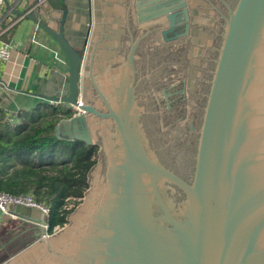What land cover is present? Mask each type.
I'll use <instances>...</instances> for the list:
<instances>
[{
  "label": "water",
  "instance_id": "obj_1",
  "mask_svg": "<svg viewBox=\"0 0 264 264\" xmlns=\"http://www.w3.org/2000/svg\"><path fill=\"white\" fill-rule=\"evenodd\" d=\"M217 1L92 0L79 49L64 33L65 7L56 27L25 15L68 58L56 99L75 113L58 120L55 135L97 146L99 158L53 232L39 209L10 210L31 224L33 240L0 264H264V0ZM210 6L219 41L184 170L182 141L156 145L151 134L138 49L156 34L163 59L162 46L188 34L198 15L204 34Z\"/></svg>",
  "mask_w": 264,
  "mask_h": 264
},
{
  "label": "trees",
  "instance_id": "obj_2",
  "mask_svg": "<svg viewBox=\"0 0 264 264\" xmlns=\"http://www.w3.org/2000/svg\"><path fill=\"white\" fill-rule=\"evenodd\" d=\"M70 114L48 103L13 114L0 108V190L46 205L48 233L66 223V206L82 197L96 161L97 146L55 135V124Z\"/></svg>",
  "mask_w": 264,
  "mask_h": 264
},
{
  "label": "flooded vegetation",
  "instance_id": "obj_3",
  "mask_svg": "<svg viewBox=\"0 0 264 264\" xmlns=\"http://www.w3.org/2000/svg\"><path fill=\"white\" fill-rule=\"evenodd\" d=\"M217 3L222 6L219 0ZM203 17L209 23L205 25L204 34L198 30L203 21L198 15L196 24L190 22L188 34L162 46L166 53L163 59L156 54V48L162 44L155 39L156 34L146 36L138 49L142 56L140 65L137 63V76L141 77L138 91L149 109L147 121L151 134L156 145L167 144V147H171V144L182 141L185 155L181 161L184 170L192 161L197 128L208 88L207 80L219 41V14L210 6ZM199 43L203 45L199 47Z\"/></svg>",
  "mask_w": 264,
  "mask_h": 264
},
{
  "label": "crops",
  "instance_id": "obj_4",
  "mask_svg": "<svg viewBox=\"0 0 264 264\" xmlns=\"http://www.w3.org/2000/svg\"><path fill=\"white\" fill-rule=\"evenodd\" d=\"M7 2L8 6L4 0H0V41L10 45L9 58L0 60V108L7 114H13L44 103L49 104V100L61 96L68 72V58L51 35L27 16L20 18L2 33L7 22L18 14L13 10L22 11L33 0ZM62 6L66 8L64 33L79 49L86 43L88 28L93 25L92 0H47L45 5L33 10L31 14L56 27L58 19L63 15ZM57 106L61 108V105ZM5 216L29 224L12 213ZM3 218L0 219L1 226ZM30 232L33 239V231Z\"/></svg>",
  "mask_w": 264,
  "mask_h": 264
},
{
  "label": "built area",
  "instance_id": "obj_5",
  "mask_svg": "<svg viewBox=\"0 0 264 264\" xmlns=\"http://www.w3.org/2000/svg\"><path fill=\"white\" fill-rule=\"evenodd\" d=\"M46 3H47V0H33L32 4H30L24 10H22L21 13L14 15V17L7 22L2 33L10 29L20 18L24 17L26 14H31L33 10H38L40 7H42ZM37 19L39 20L38 17ZM9 56H10L9 43L6 41H0V60L5 61L9 58ZM48 102L49 104H58L59 99L49 100ZM77 200L80 201V198H78ZM71 201H75V199L71 198ZM69 202L66 208H72ZM12 205L14 206L22 205V206L34 207V208L39 209L44 215L43 220L45 223L43 224V227L47 230V217L49 213V208L46 205L40 202H37L31 194L14 195V194H10L8 192H4L0 190V219L5 215H11L10 210H11Z\"/></svg>",
  "mask_w": 264,
  "mask_h": 264
},
{
  "label": "rangeland",
  "instance_id": "obj_6",
  "mask_svg": "<svg viewBox=\"0 0 264 264\" xmlns=\"http://www.w3.org/2000/svg\"><path fill=\"white\" fill-rule=\"evenodd\" d=\"M51 105L57 106L59 104ZM70 112L71 114L75 113V111ZM98 158L99 153L97 151L95 153L96 161L98 160ZM81 199L82 197L80 198V201ZM80 201L69 202V204L72 206L71 211L78 205ZM13 207L14 205L11 206V208ZM2 221L4 222L2 223V226L0 225V262L6 260L8 257L16 253L21 247L25 246L33 240L30 236L31 226L29 224L19 223L18 221L9 219L6 216L3 218Z\"/></svg>",
  "mask_w": 264,
  "mask_h": 264
}]
</instances>
